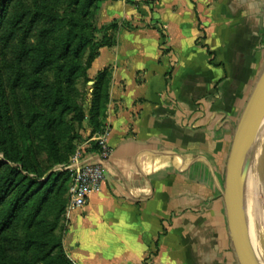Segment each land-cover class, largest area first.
<instances>
[{
    "label": "crops",
    "instance_id": "0c3cea01",
    "mask_svg": "<svg viewBox=\"0 0 264 264\" xmlns=\"http://www.w3.org/2000/svg\"><path fill=\"white\" fill-rule=\"evenodd\" d=\"M147 7L115 0L101 10L103 24L140 26L119 30L89 70L92 79L112 72L111 157L100 188L69 211L64 250L72 264H238L224 189L235 131L264 68V0ZM261 215L250 236L264 264Z\"/></svg>",
    "mask_w": 264,
    "mask_h": 264
},
{
    "label": "rangeland",
    "instance_id": "374dc122",
    "mask_svg": "<svg viewBox=\"0 0 264 264\" xmlns=\"http://www.w3.org/2000/svg\"><path fill=\"white\" fill-rule=\"evenodd\" d=\"M107 1L115 0H12L8 4L7 13L13 16L16 13L21 14L24 11H30L28 23L23 21L14 29H10L8 26L5 27V24L0 26V138L5 136V132H9L11 136L8 137V140H12V145L18 147L20 152L24 148L29 147L35 154L40 166L48 169L47 175L59 170H65L66 167L71 166L72 160L78 152L86 154L94 150V143L87 144L91 138L100 132L93 122V115L103 114L104 112L101 109L99 111L96 110V81L95 78L92 79L89 76V71L86 75L81 74L78 76L72 84L67 83V79L65 80L62 74L57 76L54 70L48 74L47 80L57 86L61 84L60 89L71 106L68 110L61 111L63 109L59 108L53 114L46 115L45 122H51V118H63L74 130L72 136L68 135L65 140L59 142L60 153L65 157L63 163L53 165V160H48V141L44 137L49 132L53 135L58 134V128L52 129L46 123L49 130L41 129L38 123L32 122L34 114L25 107L27 95L25 94L26 87L24 86L23 74L24 71L30 70L27 60V53L30 47L26 46L29 41L36 43L37 40H42L43 38V41L56 49L59 56L62 53L63 40L71 30L92 35L95 42H97L116 40L117 31L102 29L112 25L114 22L117 23L119 30L125 24L132 28L140 26L139 21L132 19H118L108 24H103L105 20L100 17V13ZM127 1L128 3L132 2L135 7H142L148 10L149 8L145 4L146 2L148 5L151 3V0ZM140 14L146 16L147 13L144 14L141 11ZM36 15L38 17L37 22H33ZM90 50L88 46L82 50L79 57H76L72 48L69 56L72 57L73 61L77 59V63L73 64L83 67L87 57L90 55ZM66 62L59 58L56 66L62 68ZM67 67L68 64H65V68ZM69 91H72L70 95L68 94ZM35 98L37 99L38 97L33 99ZM34 101L38 102L37 100ZM38 111L43 114L47 112L41 103ZM107 113L108 111L106 110L105 114ZM78 114H84L82 120L77 119ZM261 131V136L254 148V154L252 153L249 156L244 166L243 198L247 207L249 227L254 235L256 231L259 232L257 222L262 216L261 214L264 213V210L261 211L259 209L261 207L264 209V126ZM5 143L9 153L6 155L3 151H0V161L11 167H22V163H15L9 159L13 155L11 152L12 145L9 144V141ZM22 173L24 175V170H22ZM61 198L65 199L63 214L59 217L54 216L50 213V211L52 212V209H50L49 213H46L44 217L42 216V222L36 228L38 230L42 225L47 224L43 228L49 231V228L54 225L52 232L47 233L48 231H46L45 233L56 239V241L59 239L63 241L64 234L67 231V216L71 208L69 192L64 193ZM6 209L7 207L5 209L4 207L0 208V222L3 220ZM16 241L20 242L19 248L17 250L16 248L11 249L10 244L12 242L16 243ZM0 247L6 249V252L4 249L3 252H0V259L7 260L12 255L13 257L15 256L18 264H24V260L29 262V264H42L41 258L47 251L46 248L43 249L37 246L32 248L29 254L24 253V213L16 217L7 229L0 232ZM260 264L263 263L260 261Z\"/></svg>",
    "mask_w": 264,
    "mask_h": 264
},
{
    "label": "trees",
    "instance_id": "16d2710c",
    "mask_svg": "<svg viewBox=\"0 0 264 264\" xmlns=\"http://www.w3.org/2000/svg\"><path fill=\"white\" fill-rule=\"evenodd\" d=\"M11 1L0 0V26L5 24V27L8 26V28L14 29L23 21L26 23L31 13L30 11H24L21 14L9 15L7 13V7ZM130 4L134 5L132 2ZM145 6H148L147 2ZM37 19L38 17L36 15L33 22H37ZM102 29L114 30L115 32L119 31L116 22ZM121 29H132V27L125 24ZM160 32L165 38L166 36L162 29H160ZM43 40V38L42 40L39 39L36 43L29 41V44L26 46L30 47L27 53L30 70L24 71L23 74L24 86L26 87L25 94L27 95L25 107L29 112L34 114L32 122L38 123L41 129L49 130V127L52 129L55 127L58 128V134L53 135L49 132L44 138L48 141V160L52 159L53 165H59L63 163L65 158L60 153L59 142L65 140L68 135L72 136L74 130L63 118H51V122H45V116L53 114L59 108L63 109L61 111L68 110L71 105L60 89L61 84L57 86L47 80L48 74L54 70L57 76L62 74L65 80L67 79V83L72 84L78 76L87 74L98 56L100 49L115 45L116 40L95 42L94 36L88 35L85 32L78 33L71 30L63 40V49L59 56L56 49ZM88 46L91 50L85 65L80 67L79 65L73 64L77 63V59L73 61L72 57L69 56L71 55V49L73 48L74 55L79 57L82 50ZM59 58L62 61L64 60V62L70 59L65 63L68 64L67 68H65V64L62 68L56 66ZM111 80L112 72L109 69L99 72L95 77V86L97 89L95 92L96 110L99 111L101 109L104 112H102L103 114L93 115V122L99 131L104 126L105 112L110 100ZM71 92L69 91L68 94L70 95ZM34 97H38L40 102L38 98L33 99ZM40 103L47 110L45 114L38 111ZM83 117L84 114H78L77 119L82 120ZM4 135L3 138H0V151L8 155L9 151L6 149L7 144L5 142L9 141L10 145L13 142L12 140H8V137L11 136L9 132H5ZM93 148L96 150L97 147L93 146ZM11 152L13 155L9 159L15 163H22V167H11L5 162L0 161V208L4 207L5 209L7 207L3 220L0 222V232L7 229L16 217L24 213V253L29 254L32 248L38 246L47 249L45 255L41 258L43 261L42 264H72L63 248V241L61 239L56 241V239H53L45 233L48 230L43 227H46L47 224L42 225L38 230L36 229L42 222V216L44 217L46 213H49L50 209H52L50 213L54 216L59 217L63 214L65 199L61 198V196L69 192L71 183L70 172L63 169L47 175L48 169L40 166L35 154L29 147L24 148L20 152L18 147L12 145ZM21 168L24 170V175ZM53 229L54 225L49 228L47 233L52 232ZM19 245L20 242L17 241L16 243L12 242L10 244L11 249L16 248V250L19 248ZM3 249L6 252L4 247H0V252H3ZM14 259L15 256L13 257L11 255L7 260L0 259V264H18L16 259ZM24 264H29V262L24 260Z\"/></svg>",
    "mask_w": 264,
    "mask_h": 264
},
{
    "label": "water",
    "instance_id": "95a60500",
    "mask_svg": "<svg viewBox=\"0 0 264 264\" xmlns=\"http://www.w3.org/2000/svg\"><path fill=\"white\" fill-rule=\"evenodd\" d=\"M263 126L264 68L238 122L226 169L224 196L227 201V222L238 264H260L250 236L247 207L243 198V159L245 141L255 138Z\"/></svg>",
    "mask_w": 264,
    "mask_h": 264
},
{
    "label": "built area",
    "instance_id": "2783aa9c",
    "mask_svg": "<svg viewBox=\"0 0 264 264\" xmlns=\"http://www.w3.org/2000/svg\"><path fill=\"white\" fill-rule=\"evenodd\" d=\"M110 131L109 124L104 123L103 129L87 142V144L94 143L96 150L86 154L78 152L72 160V165L65 168L70 172L71 177L70 210L85 206L90 194L99 189L104 182L106 163L111 157V147L108 142Z\"/></svg>",
    "mask_w": 264,
    "mask_h": 264
},
{
    "label": "bare ground",
    "instance_id": "6f19581e",
    "mask_svg": "<svg viewBox=\"0 0 264 264\" xmlns=\"http://www.w3.org/2000/svg\"><path fill=\"white\" fill-rule=\"evenodd\" d=\"M262 131L255 138H248L245 141V153L243 159V169L248 160L249 156L253 153L256 143L258 142L259 137L261 136Z\"/></svg>",
    "mask_w": 264,
    "mask_h": 264
}]
</instances>
